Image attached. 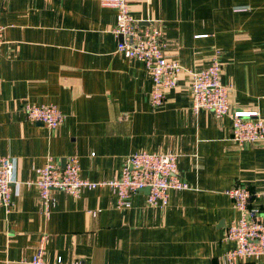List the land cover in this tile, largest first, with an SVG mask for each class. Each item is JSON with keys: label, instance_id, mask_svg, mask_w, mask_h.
<instances>
[{"label": "crops", "instance_id": "0c3cea01", "mask_svg": "<svg viewBox=\"0 0 264 264\" xmlns=\"http://www.w3.org/2000/svg\"><path fill=\"white\" fill-rule=\"evenodd\" d=\"M129 6L142 27L164 32L166 54L186 68L203 69L217 55L231 110L264 116V0ZM116 21V10L97 0L0 2V156L16 159L18 180L10 212L0 207V264H29L44 232L47 264H226L235 244L224 237L238 216L226 191L264 192V141L240 146L230 115L195 113L187 72L154 107L144 64L117 52ZM27 103L56 104L66 119L57 129L32 122ZM141 150L178 154L189 188L171 190L157 207L146 192L136 194L130 208L119 207L106 186L78 197L55 190L47 218L38 188L28 184L49 157L63 164L78 155L81 176L102 181L119 176L125 158Z\"/></svg>", "mask_w": 264, "mask_h": 264}, {"label": "built area", "instance_id": "2783aa9c", "mask_svg": "<svg viewBox=\"0 0 264 264\" xmlns=\"http://www.w3.org/2000/svg\"><path fill=\"white\" fill-rule=\"evenodd\" d=\"M3 0H0V2ZM103 7L116 10L114 33L120 37L117 52L131 60L141 61L152 79L150 101L154 107L163 104L166 92L178 86L181 74L190 77L193 111L206 109L216 117L230 115L233 120L231 139L240 146L264 141V116L259 111L231 110V87L222 81V65L213 56L203 69L192 70L166 54L164 32L157 27H142L130 12L129 0H97ZM5 26L0 24V48L4 42ZM27 119L40 122L50 129H57L66 119L56 104L24 106ZM179 155L174 152H150L141 150L127 156L119 176L102 181H92L81 176L78 155L57 163L49 157L37 170L35 180L28 182L38 188L43 214L49 218L56 204L55 190L78 197L86 189L106 186L117 197L119 207L133 206V197L145 192L146 202L152 207L168 204L171 190H184L188 184L178 174ZM17 162L12 156H0V207L10 212L13 206L12 185L17 184ZM226 193L238 213L227 227L224 239L234 242L225 255L226 264H243L252 258H264V192H253L247 186L238 185ZM263 199L260 206L252 205V199ZM95 214V212H93ZM50 235L44 232L29 264H47ZM26 260H24L25 262ZM61 264L62 261L59 260ZM80 264V263H76ZM264 264V263H263Z\"/></svg>", "mask_w": 264, "mask_h": 264}, {"label": "water", "instance_id": "95a60500", "mask_svg": "<svg viewBox=\"0 0 264 264\" xmlns=\"http://www.w3.org/2000/svg\"><path fill=\"white\" fill-rule=\"evenodd\" d=\"M147 23H148V22H147ZM65 163H66V160L63 162V164H62V165L64 166V165H65ZM149 191H150V188H146V189H145V192H146L147 194L149 193Z\"/></svg>", "mask_w": 264, "mask_h": 264}]
</instances>
